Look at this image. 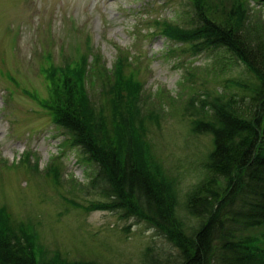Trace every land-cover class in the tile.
<instances>
[{
	"label": "rangeland",
	"instance_id": "obj_1",
	"mask_svg": "<svg viewBox=\"0 0 264 264\" xmlns=\"http://www.w3.org/2000/svg\"><path fill=\"white\" fill-rule=\"evenodd\" d=\"M234 1L244 3L247 22L264 19L259 0ZM210 4L221 6L217 0ZM186 5L185 0H0V207L6 206L12 222L22 221L40 258L143 264L149 247V257L158 264L180 258L154 227L98 206L104 200L101 184L89 186L98 168L83 160L44 105L56 101L46 70L85 65L82 57L87 56L84 87L90 91L95 83L103 111L104 93L113 95L114 82L103 83L98 76L92 84L94 69L116 79L122 56L124 76L142 85L133 105L139 113L134 121L138 149L142 153L150 147L153 161L173 179L180 218L188 229L197 227L185 205L205 177L213 135L194 130L207 116L184 104L200 106L198 94H206V87L229 92L225 78L248 74L233 55H221V63L229 60L226 68L223 63L212 68L213 55L180 53L179 42L166 37L165 30L187 26L188 11L196 10ZM88 45L100 60L87 52ZM263 230L264 224L243 235ZM259 245L264 249V237Z\"/></svg>",
	"mask_w": 264,
	"mask_h": 264
},
{
	"label": "trees",
	"instance_id": "obj_2",
	"mask_svg": "<svg viewBox=\"0 0 264 264\" xmlns=\"http://www.w3.org/2000/svg\"><path fill=\"white\" fill-rule=\"evenodd\" d=\"M210 1L185 0L196 10L188 11L187 26L169 25L165 30L166 37L179 42L180 53L213 55L212 68L217 63L226 68L229 60L221 63V55H233L248 74L245 79L225 78L224 88L229 92L206 87V94H198L200 106L184 104L207 116L194 130L213 135L205 177L185 205L187 214L198 221L197 227L188 229L180 218L173 179L153 161L150 147L142 153L138 149L141 141L135 135L134 121L139 113L133 105L142 85L124 76L122 56L116 79L94 69L92 84L98 76L103 83L114 82L113 95L104 93L103 111L98 110L95 83L89 91L81 77L89 72L87 56L82 57L85 65L75 62L46 70L56 101L44 106L53 110L54 122L71 136L83 160L98 168L89 184L92 188L97 187L95 182L101 184L104 200L98 206L120 211L125 218L136 217L179 250L180 258H166L164 264H264L248 248L253 238L243 235L264 224V19L247 22L244 3L237 6L234 0H217L221 6L215 7ZM259 1L264 5V0ZM87 52L100 60L99 52L94 54L92 48ZM6 209L0 207V264H97L36 259L34 237L23 230L22 221L12 222ZM152 249L147 250L143 264H158L156 257H149Z\"/></svg>",
	"mask_w": 264,
	"mask_h": 264
},
{
	"label": "bare ground",
	"instance_id": "obj_3",
	"mask_svg": "<svg viewBox=\"0 0 264 264\" xmlns=\"http://www.w3.org/2000/svg\"><path fill=\"white\" fill-rule=\"evenodd\" d=\"M250 252H251V253H254V254H256V255H258L256 249L250 250Z\"/></svg>",
	"mask_w": 264,
	"mask_h": 264
}]
</instances>
